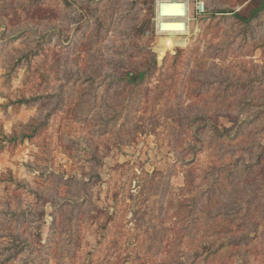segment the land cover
Wrapping results in <instances>:
<instances>
[{
    "label": "rangeland",
    "instance_id": "1",
    "mask_svg": "<svg viewBox=\"0 0 264 264\" xmlns=\"http://www.w3.org/2000/svg\"><path fill=\"white\" fill-rule=\"evenodd\" d=\"M161 1L0 0V264H264V9Z\"/></svg>",
    "mask_w": 264,
    "mask_h": 264
},
{
    "label": "bare ground",
    "instance_id": "2",
    "mask_svg": "<svg viewBox=\"0 0 264 264\" xmlns=\"http://www.w3.org/2000/svg\"><path fill=\"white\" fill-rule=\"evenodd\" d=\"M185 3L184 1L179 0H165L159 2L157 10L158 15L161 17H170L169 20L166 19L167 21L159 22L160 30L183 31L186 29V23L182 20L183 18H186L188 11Z\"/></svg>",
    "mask_w": 264,
    "mask_h": 264
},
{
    "label": "trees",
    "instance_id": "3",
    "mask_svg": "<svg viewBox=\"0 0 264 264\" xmlns=\"http://www.w3.org/2000/svg\"><path fill=\"white\" fill-rule=\"evenodd\" d=\"M248 1L246 6H250V3L255 4L257 6L249 7L250 13L248 16H245L243 13L237 11L233 12V16L237 18L239 21L243 23H249L251 20L257 18V16L262 12L264 9V0H245ZM220 12H228V11H220ZM147 71L139 70L138 73L128 74L127 80L131 83H139L147 76Z\"/></svg>",
    "mask_w": 264,
    "mask_h": 264
},
{
    "label": "built area",
    "instance_id": "4",
    "mask_svg": "<svg viewBox=\"0 0 264 264\" xmlns=\"http://www.w3.org/2000/svg\"><path fill=\"white\" fill-rule=\"evenodd\" d=\"M202 10H203V7H202L201 3H199V4L197 5V11H198V12H201Z\"/></svg>",
    "mask_w": 264,
    "mask_h": 264
}]
</instances>
